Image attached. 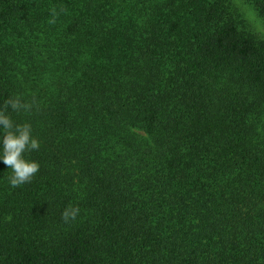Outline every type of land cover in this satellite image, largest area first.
Returning <instances> with one entry per match:
<instances>
[{"label": "trees", "instance_id": "1", "mask_svg": "<svg viewBox=\"0 0 264 264\" xmlns=\"http://www.w3.org/2000/svg\"><path fill=\"white\" fill-rule=\"evenodd\" d=\"M10 94L40 169L0 160V264H264V41L228 0H0Z\"/></svg>", "mask_w": 264, "mask_h": 264}, {"label": "clouds", "instance_id": "2", "mask_svg": "<svg viewBox=\"0 0 264 264\" xmlns=\"http://www.w3.org/2000/svg\"><path fill=\"white\" fill-rule=\"evenodd\" d=\"M35 101H26L21 95H9L0 105V160L12 169L8 182L15 188L30 182L39 171L38 161L30 160L26 153L38 150L40 141L33 135L30 122L17 123L12 118L13 112H31ZM80 213L78 206L69 205L62 213L65 222L75 220Z\"/></svg>", "mask_w": 264, "mask_h": 264}, {"label": "rangeland", "instance_id": "3", "mask_svg": "<svg viewBox=\"0 0 264 264\" xmlns=\"http://www.w3.org/2000/svg\"><path fill=\"white\" fill-rule=\"evenodd\" d=\"M241 27L264 41V19L249 0H228Z\"/></svg>", "mask_w": 264, "mask_h": 264}]
</instances>
